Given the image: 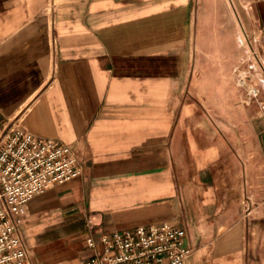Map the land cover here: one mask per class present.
I'll return each mask as SVG.
<instances>
[{
    "label": "crops",
    "instance_id": "1",
    "mask_svg": "<svg viewBox=\"0 0 264 264\" xmlns=\"http://www.w3.org/2000/svg\"><path fill=\"white\" fill-rule=\"evenodd\" d=\"M0 114L80 161L16 215L27 264L163 221L184 264H264V0H0Z\"/></svg>",
    "mask_w": 264,
    "mask_h": 264
},
{
    "label": "built area",
    "instance_id": "2",
    "mask_svg": "<svg viewBox=\"0 0 264 264\" xmlns=\"http://www.w3.org/2000/svg\"><path fill=\"white\" fill-rule=\"evenodd\" d=\"M249 73L240 71L237 83L244 87L245 102L259 94ZM80 171L74 147L60 139L34 136L8 123L0 114V264H27V249L16 215L34 195ZM185 230L168 221L138 224L103 234V248L82 264H184L189 248ZM89 246L94 240L87 239Z\"/></svg>",
    "mask_w": 264,
    "mask_h": 264
}]
</instances>
